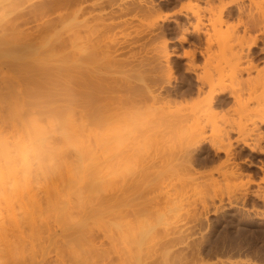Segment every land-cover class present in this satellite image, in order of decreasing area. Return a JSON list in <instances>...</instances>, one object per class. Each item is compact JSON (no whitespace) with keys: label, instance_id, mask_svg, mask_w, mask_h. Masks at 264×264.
Instances as JSON below:
<instances>
[{"label":"bare ground","instance_id":"bare-ground-1","mask_svg":"<svg viewBox=\"0 0 264 264\" xmlns=\"http://www.w3.org/2000/svg\"><path fill=\"white\" fill-rule=\"evenodd\" d=\"M29 1L31 2L32 0H0V264H198V262L203 261L207 257L212 258L215 255L214 254L215 251H213L214 248L208 250V247L203 245L204 242L194 238V232L192 233V230L190 229L196 224L195 222L198 223V222H201L202 220V218L200 217L202 215V212L200 213L199 211L200 209L198 210L196 208L197 206L195 207L194 205L191 206L190 202L192 201H190V199L195 201L196 198L200 197L199 199H201L202 197L203 198L206 197L204 198V200H201L203 201L202 203L204 204L205 200L209 199L208 197L211 198V196H209L211 195L210 192H207V191H206L207 193L205 192L202 193L201 191L198 192L199 189L201 190L203 187L205 188L206 186H210V185H211L210 187H214L217 189V187L220 184L222 185V183H224L223 185H225V187L228 189L224 188L223 186H220V187H223L221 188L223 192H224L223 189L229 191V188L232 187V189L234 188L237 191L235 194L238 193L239 195L240 191H242L241 194H243L244 197H247V196L250 197V195H253V197L262 199L263 201L262 200L261 201L264 202V189L262 187V184H264V179L262 178V176L260 178L263 179V183L261 184V186L258 187L259 189L257 191L250 192V190L252 189H249V186L247 187L248 183L242 182V180H245L246 178L248 179V177L251 176L252 174L251 172L250 175L248 176L247 175L248 173H245L243 169L244 168L243 165H248L250 167L254 165V160H256L254 159L255 156L259 157L260 154L264 155V146H262L263 144L260 145V143H262L264 140V137L260 138L261 135L263 136V133L258 134V133H261L260 131L263 128L260 129L259 131L257 128L258 126L262 125V123L264 124V121H263L264 115H263V118L262 117L259 118V120L263 119L262 120L263 122L261 120L260 121L258 120L261 123L256 121L258 114L255 119H252L256 121V123L254 124L255 129L254 128L253 129L258 131L257 132L258 135L256 134L255 135L259 136L258 138L256 137L257 140L255 139L254 141L253 140L249 141L247 137H245L246 139L245 138L242 139L241 137L240 139H236V140L233 138L234 140L233 139L232 140L234 142L231 141V137L229 135L231 133L228 134V131L230 132V130L232 129L235 130L236 128L237 129L240 128L239 126H237L238 117H234V115L233 117L236 118L237 120V121L235 120L237 123L236 127L235 125H234V128L230 127L232 129L228 127L229 130L227 131L225 129L226 131L225 133L224 129H221L223 127L225 128V126H223L225 124H222L221 128L220 126H217L219 121L220 123L222 121L223 123L224 121L225 123H227L226 119L228 118V116L226 114H230V113L232 114V111L235 113L240 112L241 114L237 113L235 115L238 116L239 114L240 116H242V111L240 109H243V111L244 110L246 111V108H247V107L245 108V106L247 105L244 106L243 104H241L243 103V101L245 102V100L241 102V99L244 98L242 93L244 90H246L245 92H247V89H248V92L249 90H252L250 92L252 94H256V97H257L256 102H258L257 104H259L257 107L258 109H260L259 106H261V109L263 112L262 114H264V75L263 73H261V72H264V70L262 69L263 71L260 72V68H259L258 72L262 75L257 74L258 76V77L256 76L257 78H253L252 77L253 75H250V73H253L251 70L257 72L256 70L258 67L255 66L254 64L257 61L258 62L260 61V60H257V58L255 57L256 53L258 52V51L255 52V49L259 47L258 41L260 40V37L259 36L257 37V35L255 34L256 37L254 36L252 38V36L254 35L253 33V35L250 38H248L249 40L252 41V43H249V41L247 42V44L249 43L248 45H245V44L242 45L240 44L241 42L239 43L240 45L243 46V48L244 47L247 48V46H249L247 49L248 52L245 55L246 56L245 58L248 59L251 67L253 68L251 70L249 68V70L247 69V71L245 72L246 76L248 73V76L252 77L250 78L247 76L249 79H246V80L243 79L242 75L244 74H238L236 76H234L235 73L232 74L235 77V78L233 77L232 79L234 80L236 79L235 80L236 87L235 86L226 87L221 84L222 82L224 84L223 77L221 76V74L225 72L224 70V72L222 73V68H225V67H221L220 72L219 70H216L217 69L216 66L221 64L219 63L220 62L219 60H218L219 62L217 61L219 63L218 65H216L215 64L216 62H215L214 63L215 66H212V65L211 66L214 68L215 72L217 71L218 73H221V74L216 75L217 76L216 78L218 81L221 82L220 83L221 85H218L219 82L217 80L215 81V82H218L217 84L214 81L212 82L211 80L209 82L205 81L207 74L206 75L203 74V76L205 77V78L203 77L204 78L203 80V78L200 77L202 76V72L199 71L200 76H197L198 73L196 74V72L194 71L196 75V82H197L196 89H197V94H198L196 96H199V98H202V99L198 101L199 102L198 105L200 107L196 109L192 108L193 110L190 109V111L189 109H187V106H189V104L186 106V108L184 106L186 105L187 102L189 103V99L183 105V103L180 101L181 100L180 96L182 97L183 93L186 94L187 92L191 94L196 83L194 85V82L192 80L193 78L190 80V79H187L188 77H186L184 79V87L185 86L187 87V90L186 89L184 90L186 91L175 88V86L174 88L172 87L171 80H170L172 74L167 73L169 72L168 70L172 69V65H171L172 60H170V57L172 56L169 55L170 52L168 53V51H166V49L168 50V47L166 49L163 48V50L164 49L165 50L164 51L161 50V52H163L164 54H165V51L167 52V54L165 55L163 54L164 59H165L163 66L165 67H161V65L157 63L155 64L160 66L161 69H163V71H165L164 69H166L167 72H165V75H167L168 77L170 74L171 75L169 78L166 76L168 78L166 79L165 75L163 74L165 78H162V79L165 80V82H167V87L164 88L165 89L164 91V89L160 86L161 89H163L164 91L162 94L160 92L158 93L159 91L158 88H155L157 89V93L155 94L156 91H154L152 94L148 95L149 93L148 91L147 93L145 92L146 90L144 91L140 89L142 86L140 88L138 87L135 88L136 89L135 90L132 88L133 87L132 83L131 84L129 83L131 81L129 82L127 81L130 85H132L131 88L127 87V88H130L128 89L129 91H132V93L134 91L133 93L134 95H136V93L137 94L140 93V95L142 96L140 97L142 101L146 97L149 100H151L152 102L151 104L154 103L153 105L150 104V106H152L150 108L154 107L155 109L154 108L153 110L149 109L148 110L149 112L147 111V113H144V112L142 113L139 111L140 114H145L142 117V115L136 116L135 114H133V112H131L132 111L131 108L133 105H135L136 102L128 101L129 103L127 104H130L128 106L126 104L127 98H125L123 101L122 95H121V99L117 97L118 100H116L117 98L114 97L116 95L118 96V94L116 95L112 94L114 96L105 95L107 93V89L110 92H113L112 89L114 88V85L127 86V84H123V83L118 84L117 82H120L119 79L121 77L116 78L117 80H115V78L112 77L114 74L112 76H109L111 75V73H108V74L104 73L106 71L114 72L117 70L114 76L119 77V75L116 76V73L122 74V70L121 69H120L121 71H119L118 69H109V70L105 69L104 70L102 68L103 66L106 65L110 67V65L105 64L107 63V61L105 62L104 60H102L103 61L102 63L101 58L105 59L102 56L105 55V57H107L105 60H108V62H111V65L115 61L114 62L115 66L116 65L118 66L119 63L117 62H119L118 60L120 58L119 54L120 53L121 55L122 54L128 55V54L122 53L119 51V49H121V46L118 45L119 43L117 41H116L117 43L115 42L116 40L115 34L114 35L112 34L113 38L109 36V34L113 32V30L110 31L109 29H111L112 27L108 28L107 27L108 25L106 26V24L103 23V22H106L105 17L104 19L103 17L102 18L100 17L101 15L99 16V18L104 19V21L100 23V25L104 24L103 27L102 25L101 26L98 25L99 24L98 21L100 22L101 19L98 18L94 20V18H91V16L85 18L86 15H89L88 13H90V11L87 12V9H86L85 10L87 12L86 13L84 10H80V9H83V8L85 9V3H87L89 0H48V1L43 0V3L40 2V4L38 5L33 4L34 6L32 7H34V9L30 8L32 11L31 13H27V12L24 13L22 10L27 9L28 7L27 4L29 5L30 3ZM35 1L32 3H35ZM39 1H37L36 3H38ZM153 1L136 0V2H134L131 0V3L132 2L135 3V5L134 3L132 4L134 8L132 5H129L131 8L130 7L128 8V6L126 5L127 7H125V10L127 9V10L134 11V12L135 10H137V12H140V13H142L141 11L144 10L146 15L148 14L147 12H152L151 15H153L154 13L157 12V10L156 12H153L155 9H158V8L161 9L163 6L162 4L163 3L164 5L166 4L163 1V3L159 2L162 6L159 4H157L158 5L157 6ZM176 1L177 0H175V2ZM25 2H27V4ZM114 2L116 3V1ZM171 2H173V0ZM177 2H180V0H178ZM206 2L210 3L209 0H206ZM23 3L24 5L26 4L27 6L24 9L22 8V6H24ZM156 3H157V0H156ZM173 3H170V4L172 5ZM192 3L194 2H191V4ZM217 3L212 2L211 6L217 5ZM168 4L166 5L168 6ZM196 4L195 6H197ZM230 4H229V8L230 6L234 5V4H231V5ZM176 5H178V3ZM176 5L174 3V6H171L173 7L172 10L178 7ZM199 5L201 7V3ZM244 5H241V7L238 6L237 10H241L239 12H241L242 15H243V10H244V14L247 13L245 12V10L246 11L252 10L250 11V14L247 13L248 20L246 19V22L249 21V23L251 24L250 25L247 22L251 26L250 28L251 29L257 28L255 29V31L257 30L258 32L260 31V29L264 31V1L261 0V3L260 1L256 3V0H251L248 7H245ZM155 6L158 8H156ZM197 7L196 9L198 13L200 7L198 8ZM65 8H70L69 10L74 8V11H72V15L70 14V11L66 10L67 12H69L68 15H70L71 17L68 16L66 13V16H68V18L66 19L63 18L62 20L58 21L60 16L58 17V15H56L57 16L56 17L57 19H56L54 17L55 15L53 16L51 14V13L54 14L57 11H60V13H63L64 12L63 9ZM77 8H79V10H77ZM215 8H217V6ZM226 8L223 10H227ZM61 10L63 12H61ZM207 10L208 9H206V12ZM253 10H259V12L256 11L258 12L256 13V12H253ZM189 11H192V8ZM47 13L52 15V17L54 18L50 17L52 18V20L48 18L46 20L45 18V22L41 24L38 22V19L35 20L36 18H39V20H41L42 18L44 19V16L45 17L49 16ZM28 14H30L29 16H31L32 14L30 19L32 20V22H35V24H33L32 27L30 26L31 22L30 23L26 22L28 21L29 18H27V20L26 18H24V16H28ZM219 14H221V17H220L222 21L221 23H223V19H222V17H224L222 16L223 11ZM253 14H256V15L258 14L259 18H257V16H254ZM146 15L144 17H146ZM249 15L252 16V18H250ZM162 16L167 17V14H164ZM211 17L212 16L210 17L208 16L209 19ZM215 17L216 19L219 20V18H217L218 16H215ZM195 18H197L198 20L197 16H195ZM235 19H237V15ZM69 20L71 22H69ZM89 20L90 21L92 20L94 22L92 21L89 22ZM212 20L213 19H211L210 21L208 20L207 21L208 23H210L212 22ZM36 21L38 22V24L36 23ZM95 21H97V23ZM217 21H215L214 23L216 24ZM241 21H238L239 25L241 24L239 23ZM198 22H201V19ZM244 22L245 21H243L242 23ZM127 26L128 25H126V27ZM201 26L203 27V25ZM201 26L199 28L202 30ZM153 27H154V24H153ZM176 27L179 32L183 30L181 26L180 27L176 26ZM219 27L220 26H217V24L214 25V28H215L214 30L216 31L218 30V32H215L214 34L217 33V36L219 35L218 39L219 40L222 39L221 41L225 40L226 38L227 39L230 38L234 29L236 31V28H237V26H235L236 28L234 27L233 30L231 28L230 30L232 32L229 31L228 29L229 32L224 33L225 36L223 35L220 36L221 34L219 33V29H217ZM229 27L230 26H228V28ZM106 28H108L110 32L106 30ZM196 28L198 27H194L193 29L196 30ZM209 28H206L205 31H207V29ZM212 28L213 27H211V29ZM103 30H105L106 32L107 31L109 32V33L107 32L109 37H107V34L104 33ZM188 31H185V32H188ZM196 31H194L193 33H195ZM200 31L198 32L200 33ZM209 31L204 32L206 34L208 33L207 35L204 34L206 37H204L203 33L201 32L202 37L206 39H209V37L210 39L211 38L214 39L217 37L216 35L213 34V32L211 34L209 33ZM225 31L227 30L225 29ZM263 31L262 33L264 34ZM164 32L165 31L163 30L161 34H164L163 35L164 38H167V36L165 37ZM238 32H240L241 34V31L234 32L236 34L233 33V35H235V37H233L234 39L236 38L238 39L240 38V36L242 37V35H240ZM245 32L251 35L249 32V29L246 30ZM245 32L244 34L242 33L244 35L243 36L244 38L242 37V39L248 40L246 39L247 37L245 38V35L247 36ZM157 33L159 34V32ZM226 33L229 35L231 33V35L228 37L226 36ZM104 34H106L105 35L106 39H109L107 40L109 41L107 43L106 42L102 43V40L103 41L106 40V39H103ZM188 34L189 32L181 36V39H180L181 43H185L186 41H188V37H187ZM209 34H211L212 36L211 35L209 36ZM213 35H214V38H213ZM237 35L239 37H237ZM155 36H158V35L156 34ZM159 36H158V40L159 38H161V40L164 39L162 35L161 37ZM200 38L201 37L199 36V38H197L196 41ZM206 39L203 40L204 43L206 42ZM227 39L226 41L230 43V40L229 39L227 40ZM236 40H234L235 43H236ZM164 41L162 43L163 45L166 46L167 44H164L165 43ZM209 41L210 40H208L207 42ZM221 41H220V44H222ZM207 42L205 44L206 46L204 47L205 48L209 47V49L207 50V48L206 49H204L203 47L202 48L205 50L204 51L205 53L207 51H210V53L213 54L211 46H210L211 44L209 43L207 45ZM217 42L219 43V41L216 40L215 44H218ZM101 44L102 46H104L103 48L106 47V50L108 49L109 52L107 53L109 54H105L101 51L103 50ZM198 44L200 43L198 42ZM215 44L213 46L216 48ZM220 44H218V47ZM239 44L237 43L238 46ZM117 45L120 48L116 47ZM226 45H228L227 42H226ZM262 45H263V42H262ZM161 46H159V48H161ZM229 46H226V48L228 49ZM191 48L193 49V45ZM237 49L239 48L237 47ZM188 50L187 48L186 50L184 49L185 51L184 54L186 53V51L188 53L189 52ZM259 50H263V49L260 48ZM118 51H119V54L117 55ZM216 51H218V49L215 50V52ZM224 51L220 50L219 48L218 53L219 55H221L220 58H222V52ZM241 51H238V53H240ZM191 52H189V54H191L189 56L195 58L196 57L195 52L194 51L192 53ZM199 52H200L199 55L202 57H204L206 54L209 53L208 52L205 54L203 53V51L202 52L198 51V53ZM226 52L228 51H225V54ZM229 53L231 55V52ZM242 53L243 52H241V54ZM215 54H217V52ZM208 55H206L207 57L206 56L205 57L206 58L209 57V60H211L210 59L211 55L210 56ZM116 56H118L119 58H117ZM161 56L160 58H162ZM193 58H191V62L194 61ZM232 58H234L235 60L237 57L236 58L232 57ZM237 59H240V57ZM122 60L120 61L122 62ZM229 60H231L230 57H229ZM229 60L226 59V61H229ZM214 61H212V64ZM224 61L225 60H223V62ZM240 61L239 63L241 64L242 62ZM242 61L244 62L245 60L243 59ZM188 62L189 61H187V65L190 64V62L189 63ZM124 63H127V62H124ZM128 63H131V61H129ZM100 64H102V67L100 66ZM132 64L130 65L132 66ZM208 64L206 62L207 66H209ZM225 64L228 65L227 63ZM191 65L194 69L193 64ZM191 65H189V67ZM224 65L221 64L220 66H224ZM148 66L150 65L147 64L146 66L147 69L145 68L146 70L149 69ZM211 66L209 67L211 68ZM244 66L243 67L241 66L242 69H246ZM153 67L154 66H152V69ZM228 67H230V64ZM238 67H240V65ZM101 68L104 70L103 72L104 75L102 73L103 70ZM254 68L256 70H254ZM122 69H123V72H125V69L124 68ZM158 69L155 70L154 68L155 71H157ZM161 69H159V71ZM225 69H227V67ZM235 69L234 71H238ZM154 70L152 71V73L154 72V74H156ZM133 71L138 73L139 70L135 71V69H133ZM191 71H193L192 68H191ZM146 72H148L149 74V72L151 71L148 70ZM231 72H233V70ZM226 73L228 72H225L224 75ZM138 74H139L138 78H142L140 74L145 76V74L143 73H138ZM138 74H135V75L137 76ZM154 74L152 76L150 75L149 76L153 77ZM159 75L162 76V74H159ZM106 76L107 78L109 77L110 80L114 78L113 79L114 81L112 80L113 84H112V81L109 80V78L105 79ZM156 76H158V74H156ZM209 77L211 78V76ZM220 77H222L221 78L222 81L219 80ZM226 77L227 76H225V78ZM229 78L230 77H228V79ZM143 79L144 78H142V81L141 79H138V80L143 83L144 81ZM147 79L150 80L151 78L150 79L147 78ZM105 80L106 82L107 80L109 81L108 84L105 82ZM124 80L122 81L124 82ZM158 81H159V78H158ZM148 82L149 81H147V83ZM151 82L152 81L150 80L149 83ZM231 82L233 83V80H231ZM160 83L154 82V84H158V85ZM207 86H208V90H207L208 93L206 92L207 94L206 95L204 94L203 88ZM151 88L153 87H150V89ZM137 89L138 90L140 89V91L135 93ZM121 90L123 89L121 88ZM114 91H116V89ZM141 91L143 94L141 93ZM258 91L259 92L261 91V92L259 93ZM150 92H152V89L150 90ZM108 94H111V93L108 92ZM145 95H148L150 97H147ZM179 98L180 100H178ZM187 98L182 99V100L185 101ZM141 99H138V100L141 101ZM191 100L193 101V99H190V101ZM231 100L235 102L234 105L236 104L238 106L236 107L233 105L235 108L234 107L232 108L234 109L237 108V109L232 110V108H229L228 106L227 107L228 109L226 108L224 110L225 115L220 116V114L222 115V111H223L221 108L228 105ZM117 101H119L121 104H119V102ZM161 101L164 102V107L162 106L163 105V102H162L161 104L162 107L159 108L160 104L158 103L159 102L161 103ZM131 103H133V105ZM142 103H144V101ZM148 103H150V101ZM180 103L184 107L179 108V106H181L179 105ZM253 103L255 104V102ZM155 104H158L157 107ZM125 105H127L128 107H131L130 109L127 107L128 110H131L130 112L127 111ZM240 105L244 107L241 108ZM253 105L251 108H253ZM193 106L197 107V105L195 104L194 105L192 104L191 107ZM124 107H125L126 112L123 111L124 109L121 110ZM143 107H144V104H143ZM145 108H146L145 109V112H146L149 106ZM140 109L142 110V108ZM253 109L257 110L256 107ZM226 110H230V111L226 112ZM245 111L243 113H247L248 109L246 112ZM253 114L256 115V112ZM251 115L252 113L250 114V116ZM233 117L231 118V121H228V123L232 122V120L234 119ZM250 118H253V116H251ZM228 123L227 125L231 126V124L235 122L231 124H228ZM257 123H258V126L256 127ZM244 124L247 125V122H243V125ZM166 125L168 127H165ZM249 125L251 126V124ZM175 126L176 128L177 126L181 128L184 127L181 130L182 132L180 134L183 138L182 137H180L179 139L176 138V135L180 133V131L178 132L177 131L178 128L175 129ZM161 127H163L164 129ZM169 127L170 128L174 127L172 129H175L177 131V133L176 131L175 133H171L173 134L174 137L170 134L172 138L166 132V130H168ZM209 127H211V130L214 129L211 142H209V138L211 136L206 140V129ZM244 127L241 129L243 130ZM186 128H187V131L185 130ZM139 129H140V132L148 131V134H149V135L146 134L148 136V139L146 140L147 142L145 141V143L149 145V149L152 150V153H149L147 150L149 154L146 153V155H150L151 158L150 157H146V158L151 159L152 161L151 160L149 161L154 166L152 168L151 167L149 168L154 169V170L156 168L155 171L153 170L154 172L152 170L151 171L148 170L150 172V174L149 172L147 173L149 176H147L145 172L146 170H143V168H145L146 165L145 167H142V171H138L136 169L137 168L136 164L138 163L137 159L140 158L139 156L142 154L140 153V151L144 152L140 149L143 148L141 144L143 143L142 139H144L145 134L143 135L140 133V136L142 135V139H141L142 142H139L141 140L137 139L138 135L135 132L136 130H139ZM237 129L235 131L238 134ZM215 130L217 131L215 132ZM234 130L232 131L235 132ZM184 131L187 134L185 135L186 136L185 138H184V135H182ZM244 131H245V134H249L251 138H255V137H252V134H250V132L247 133L248 132L247 130H244ZM134 132L137 136L134 134ZM214 134H216L215 136L217 137V139L214 137ZM253 134H254V131H253ZM207 135H211V133L209 134L208 132ZM249 135L247 136L249 137ZM149 137L151 138L149 139ZM213 137L216 140H213L214 139ZM220 153H223L225 154V156H227L226 159L227 158L228 159L227 160L225 159L226 160L225 163L228 160H229L228 162L230 163V165L228 166H224L223 164L224 166L222 167L223 169L220 167L217 170V173L219 174L220 173L219 171H221L220 169H222L223 171L225 168V170L219 174L220 180H218L219 178L214 179V176L212 178L210 175L206 176L207 174L205 175V173L207 172L202 174L200 173L201 172L200 170H199L200 172L197 171V168L199 166L206 167L208 164H211L213 162L216 163L218 158H219L218 161L223 162L222 160H220L221 159ZM246 153L250 155L249 157L250 159L248 157H246L247 159H244ZM141 157H143V154ZM237 158L240 161L241 159H243V161H241L242 163H238L239 161L237 162L238 160ZM233 160H234V163L232 164L230 161L233 162ZM142 161L143 160H141V162ZM258 162L256 161V163ZM256 165L255 167H259L260 171H264V162L263 163L261 162V166H259L258 164ZM138 166H140V164ZM208 169L209 168H207L206 170L208 171ZM213 170L214 169L209 170V171H213ZM244 175L246 176L244 177ZM148 178L150 179L149 181L152 183V185H150L151 183H149L148 181L146 182L148 183L147 186H145V181L148 180ZM251 181H249L248 179L249 183ZM259 182H262V181H259ZM243 187L245 189H242ZM190 193L193 194L192 198H190L191 197ZM195 193L198 194L199 197L196 196ZM226 194L229 195V193H225V195ZM229 196L231 197V195ZM230 197H229V200H231ZM199 199H196V201L198 200V202L201 203ZM185 200H188L187 201L188 204L185 203L186 202ZM207 200L205 204H207ZM214 200L212 199V203ZM237 201H240V200L237 199ZM219 202L222 203L223 199L220 198ZM192 203L195 204L196 202H192ZM200 203L198 204V206L201 205ZM203 204L201 205L202 207L200 206L201 211L204 210L205 208V204L204 205ZM195 205H197V203ZM214 205L216 204H212V206ZM193 207L194 209H197L198 211L197 210L192 211L191 208ZM223 207L224 205L221 206V204H218L217 207L215 206L216 208L215 214L220 212L221 209H224ZM187 209L189 210L191 209L190 210L191 213L194 212L193 213V216H195L194 218L192 216H191L192 218L189 217L191 213L190 215H188V212L190 211L188 210L187 212ZM196 212L198 214H196ZM184 213L188 215L189 220L191 221L193 220L192 222L195 223L193 226H190V228L188 227L185 228V225L181 226L179 224V222L182 221L181 217L186 218V215H184ZM199 213H200V216H199ZM260 215H262V213H260ZM197 217H200L201 219H198ZM192 222H191V225H192ZM177 224H179V226ZM203 224L205 225V222ZM202 227L204 226L202 225ZM230 259H227V260L218 259L217 261H214L213 263H210V264H259V262L257 263V261H254V260L252 261L249 258L242 259V260L239 259V261H231Z\"/></svg>","mask_w":264,"mask_h":264},{"label":"rangeland","instance_id":"rangeland-1","mask_svg":"<svg viewBox=\"0 0 264 264\" xmlns=\"http://www.w3.org/2000/svg\"><path fill=\"white\" fill-rule=\"evenodd\" d=\"M35 0H32L30 3H29V5L27 4V2H25L26 4H27V6H26V4L24 5V3H23V5L24 6H22V8L24 9V8H26L27 7V9H25V10H22L24 13H31L32 11H31V9L30 8H33L34 9V7H32V6H34L33 4H40V2H42L43 3V0H37V1H39L38 3H36L37 1H35V3H32V2H34ZM48 1V0H47ZM96 1V2H95ZM111 1V2H110ZM114 1H116V3L114 2ZM132 1H134V2H136V0H132ZM148 1H153V0H148ZM163 1L166 3V4H168L169 2L170 3H175V5L178 3V5H176V6H178L177 8H174L173 10H172V8L173 7H171V6H174V3L171 5L170 3L168 4V6L165 4L164 5V3H163ZM168 0H157V3H156V0L155 1H153L156 5L157 4H159V5H161L159 2H161V3H163L162 5L164 6H162V8L160 9V8H158V7H156V8H158V9H155L153 12H156V10H157V12H158V14H157V12L156 13H154L155 14V16H154V14L153 15H151L152 14V12H147L148 14L146 15V13H145V11L144 10H140L142 13H140V12H137V10H135V12L134 11H130V10H125V7H127L128 6V8L130 7L129 5H132L134 2H132L131 3V0H89L87 3H85V9L83 8L84 7V5H83V9H80V10H86L87 9V12H89L90 11V13H88L89 15H86L85 16V18L86 17H90L91 16V18H94V20L95 19H98L99 18V16L102 18H106V22H103L104 21V19H101V18H99V19H101L100 20V22L98 21V25L99 26H101L100 25V23H105L106 24V26L108 27V28H111V29H109L110 31L111 30H113V32H111L110 34H109V36H113L114 34H115V36H116V40H115V42L117 41L119 44L118 45H120L121 46V49H119V51L120 52H122V53H127L128 55H125V54H122L121 55V53L119 54V51L117 52V55L119 54V57L120 58H122V59H124V60H122V59H120L118 56H116L117 58H119L118 60H119V62H117V63H119L118 64V66L116 65L115 66V61L112 63V65H111V62H108V60H105L107 57H105V55L104 56H102V57H104L105 59H102L101 58V61L102 60H104L105 62L107 61V63H105V64H107V65H110V67L109 66H103L102 67V64H100V66L105 70H109V69H118L119 71H121L122 70V74L120 75V74H117L116 73V76H118L119 75V77H115L114 75H115V72H117V70L116 71H114V72H104V70L102 71V73L104 72V73H106V74H108V73H111V75H109V76H112L113 74V76L112 77H114L115 78V80H117L116 78H120L119 80H120V82H117L118 84H127V86H121V85H114V88L116 89V91H114L115 89L113 88L112 89V91L113 92H110L108 89H107V93L105 94V95H111V96H114V95H116V94H118V96L116 95V96H114V97H119L120 99H121V95L123 96V101H124V99L125 98H127V102H126V104L127 103H129L130 101L131 102H136L135 103V105H133V103H131L132 105V108L131 107H128L130 104H127V105H125V107H126V109H127V111H131V112H133V114H135L136 116H139V115H142V117L145 115V114H140V112H144V113H147V111L149 110V109H152L153 110V108H150V107H152V106H150V104L152 103L151 102V100H149L148 98H144V103H142L143 101H142V99L140 98V97H142L141 95H140V93L139 94H137L136 92H139L140 91V89H142V90H146L145 92H147L148 93V95L149 94H152L154 91H156L155 92V94L157 93V89H155V88H158V93L160 92L161 94L165 91V87H167V82H165V80H163L162 78H165L167 75H165V72H167L166 71V69H164L165 71H163V69H161V67H165V66H163L164 64V61H165V59H164V55L165 54H167V52L166 51H168V53H169V55L170 56H172V57H170V60H172L171 62H172V69L171 70H168L169 72H167V73H171L170 75H171V85H172V87L174 88V86H175V88H178V89H180V90H183V91H186L187 90V87L185 86L184 87V79L186 78V77H188L187 79H192L193 80V82H194V85H195V83H196V85L194 86V89H193V91H192V93L190 94V93H183V95H182V97L180 96V98H181V100H180V98L178 99V100H180L182 103H183V105L188 101V99H189V103L187 102L186 103V105H184L185 106V108H186V106L189 104V106H187V109H189V111H190V109H196V108H198V107H200L198 104H199V102L198 101H200V99H202V98H199V96H196V95H198L197 94V89H196V87H197V82H196V75H195V72H196V74H197V76H200L199 75V71H201L202 72V76H200L201 78H203L204 76H203V74L204 75H206V78H208V79H206L205 77V81H207V82H209L210 80L213 82H215L216 80H217V76L216 75H218V74H221V73H218L217 71V73L214 71V68L212 67V66H215V64L216 65H218L219 63H221L222 65H224L225 63H227L228 65H224V66H220V65H218V66H216L217 67V69H216V67H215V69L216 70H219V72L221 71L220 70V68L221 67H227V69H225V68H222V73L224 72V70H225V72H228V73H226L225 75H224V73L223 74H221V76L223 77V81H224V84H223V82L221 83L220 81H218L219 82V84L218 85H224V86H226V87H229V86H235L236 84V79L234 80V79H232L234 76H236V75H238V74H244L245 76H246V71H247V69L249 70V68H250V70L253 68V67H251V65H250V62L248 61V59H246L245 57V55L247 54V52H248V47L249 46H247V48L246 47H244L243 48V44H245V45H248L249 43H252V41L251 40H249L248 38H250L252 35H253V33H254V35L252 36V38L255 36L256 37V35H257V37L259 36L260 37V40L258 41V48H256L255 49V52H257L256 53V55H255V57L257 58V60H260L259 62L257 61L256 63H257V65H256V63L254 64L255 66H257L256 68H257V70L254 68V70H256L257 72H255V71H253V70H251L253 73H250V75H253L252 77L253 78H257L258 76H257V74L258 75H262V74H260L258 71H259V68H260V72L261 71H263L264 70V48H263V46H264V40H262V39H264V34L262 33V29H260V31L258 32L257 30L255 31V29H257V28H255V29H251L250 27V23H249V21H247L246 22V19L248 20V14H250V11H252V10H245V12H247L246 14H244V10H243V15H242V13L241 12H239V11H241V10H237V7L238 6H240L241 7V5H244V3H245V7H248V5H249V3L251 2V0H250V2H249V0H212V2L213 3H217V5H213V6H211V0H209V2L210 3H208V2H206V0H180V2H175V0H173V2H171L172 0H170V1H168ZM217 1V2H216ZM243 1V2H242ZM260 1V3H261V0H256V3L257 2H259ZM262 1H264V0H262ZM100 2H102V3H100ZM129 2V3H128ZM191 2H196L195 4L198 6V7H200V3H201V7L199 8V12L197 13V9H196V7L197 6H195V4L194 3H192L191 4ZM203 2V3H202ZM205 2V3H204ZM91 3V4H90ZM94 3V4H93ZM98 3V4H97ZM104 3V4H103ZM191 5H190V4ZM224 3V4H223ZM227 3V4H226ZM234 4V5H232V6H230V8H229V4ZM247 3V4H246ZM30 4H32V5H30ZM88 4H90V5H88ZM100 4H102V5H100ZM189 4V5H188ZM194 4V5H193ZM230 4V5H231ZM97 5V6H96ZM127 5V6H126ZM134 5H135V3H134ZM171 5V6H170ZM182 5H184V6H182ZM227 5V6H226ZM30 6V7H29ZM113 6V7H112ZM133 6V5H132ZM158 6V5H157ZM194 6V7H193ZM208 6V7H207ZM217 6V8H215ZM227 8H226V7ZM36 7V6H35ZM166 7H168V8H166ZM171 7V8H170ZM197 7V8H198ZM211 7V8H210ZM224 7V8H223ZM131 8V7H130ZM133 8H134V6H133ZM132 8V9H133ZM191 8H192V11H189V10H191ZM227 9V10H223V9ZM70 8H65V9H63V11L61 10V12H63V13H60V11H57L56 13H51L55 18L57 17L56 15H58V17L60 16H63V17H61V19H60V17H59V19H58V21H60V20H62L63 18H68V16H70V15H68V13L69 12H67V11H70V14L72 15V11H74V8L73 9H71V10H69ZM163 9V10H162ZM205 9V10H204ZM206 9H208L207 10V12H206ZM67 10V11H66ZM76 10V9H75ZM77 10H79V8H77ZM92 10V11H91ZM162 10V11H161ZM212 10V11H211ZM218 10V11H217ZM122 11V12H121ZM160 11V12H159ZM196 11V12H195ZM201 11H202V13H201ZM203 11H204V13H203ZM209 11V12H208ZM223 11V14H222V16H224V17H222V19H223V23H221L222 21H221V14H219V13H221ZM230 11V12H229ZM235 11V12H234ZM256 11H258L259 12V10H253V12H256ZM22 12V13H23ZM86 12V11H85ZM86 12V13H87ZM94 12V13H93ZM110 12V13H109ZM114 14H113V13ZM129 12V13H128ZM192 12H194V13H192ZM216 12V13H215ZM234 12V13H233ZM239 12V13H238ZM258 12H256V13H258ZM66 13H67V15L68 16H66ZM81 13V12H80ZM92 13V14H91ZM96 13V14H95ZM116 13V14H115ZM145 13V14H144ZM149 13H150V15H149ZM169 13V14H168ZM184 13V14H183ZM192 13V14H191ZM213 13V14H212ZM215 13V14H214ZM228 13V14H227ZM231 15H230V14ZM241 13V14H240ZM49 16H44V19L42 18L41 20H39V18H36L35 20H37L38 19V22L41 24V23H44L45 22V18H46V20H47V18L48 19H51L52 20V18H54V17H52V15H50L49 13H47ZM61 14H63V15H61ZM110 14H111V16H110ZM144 14V15H143ZM164 14H167V17H165V16H162V15H164ZM187 14V15H186ZM197 14V15H196ZM203 14V15H202ZM237 15V19H235L236 18V15ZM26 15V14H25ZM30 14H28V16H29ZM120 17H119V16ZM143 15V16H142ZM146 15V17L148 16H150L149 18H151V19H149L148 17V19L146 18V17H144ZM190 15V16H189ZM200 15V16H199ZM227 15H228V17H227ZM230 15V16H229ZM242 15V16H241ZM245 15V16H244ZM254 16H257V18H259L258 16V14L256 15V14H253ZM24 16V18H26V20H27V18H29L28 19V21H26V22H28V23H30V26L32 27V25L33 24H35V22H32V20L30 19L31 18V16H32V14H31V16ZM106 16H108V17H106ZM114 16H116V17H114ZM132 16V17H131ZM161 16V17H160ZM189 16V17H188ZM195 16H197L198 17V20H197V18H195ZM208 16L210 17V16H212L210 19L208 18ZM215 16H218L217 18H219V20L218 19H216V17ZM247 16V17H246ZM250 16V15H249ZM41 17H43V16H41ZM40 17V18H41ZM50 17H52V18H50ZM71 17V16H70ZM70 17H69V19H70ZM114 17V18H113ZM123 17V18H122ZM140 17V18H139ZM144 17V18H143ZM155 19H154V18ZM188 17V18H187ZM200 17V18H199ZM203 17V18H202ZM214 17H215V19H214ZM235 17V18H234ZM238 17H240V18H238ZM241 17H242V19H241ZM112 18V19H111ZM118 18H119V20H118ZM135 18V19H134ZM162 18H164V19H162ZM207 18V19H206ZM229 18V19H228ZM244 18V19H243ZM250 18H252V16H250ZM249 18V19H250ZM254 18V17H253ZM34 19V18H33ZM57 19V18H56ZM108 19V20H107ZM110 19V20H109ZM115 19H117V20H115ZM124 21H123V20ZM130 19H131V21H130ZM154 19V20H153ZM200 19H201V22H198V21H200ZM211 19H213L212 20V22H210V23H208V21H210ZM235 19V20H234ZM242 21H241V20ZM31 20V21H30ZM88 20V19H87ZM93 20V19H92ZM91 20V21H92ZM163 20H165V21H163ZM183 20V21H182ZM197 20V21H196ZM202 20H203V22H202ZM208 20V21H207ZM217 21L216 22V24H217V26H220L219 28H217V29H219V33L221 34L220 36H225V32H229V31H231L230 29L232 28V30L234 29V27L235 26H237V28H238V30H237V28H236V31H241V34H240V32H238L240 35H242V37L244 36L243 34H244V32L246 31V30H248L249 29V32H250V34L251 35H249L247 32H245L246 34H247V36L245 35V38L246 39H248V40H243L242 39V37L240 36V38H241V40H240V38H236V39H234L233 37H235V35H233V33L234 32H236L235 31V29H234V31L232 32V35H231V33H230V35H231V39L230 38H228L229 40H230V43L228 42V41H226V39L225 40H223V41H221V40H219L218 38V36H217V33L216 34H214L215 32H218V30L216 31V30H214L215 28H214V25H216L214 22L215 21ZM230 20V21H229ZM233 20V21H232ZM255 20V19H254ZM68 21V20H67ZM90 20H89V22H91ZM181 21V22H180ZM229 21V22H228ZM231 21H232V23H231ZM238 21H241V22H239V23H241L240 25L238 24ZM243 21H245L244 23H242ZM250 21H252V20H250ZM38 22L36 21V23L38 24ZM69 22H71L70 20H69ZM92 22H94V21H92ZM96 23H97V21H95ZM109 22V23H108ZM118 22V23H117ZM122 22H124V23H122ZM151 22V23H150ZM183 22V23H182ZM185 22V23H184ZM192 22V23H191ZM225 22V23H224ZM108 23V24H107ZM115 23V24H114ZM179 23V24H178ZM188 23V24H187ZM201 23V24H200ZM205 25H204V24ZM211 23H212V25H211ZM218 23H219V25H218ZM229 23V24H228ZM252 23V22H251ZM136 24V25H135ZM140 24V25H139ZM153 24H154V27H153ZM159 24V25H158ZM176 24V25H175ZM185 26H184V25ZM208 24V25H207ZM223 24V25H222ZM235 26H234V25ZM245 26H244V25ZM29 25V24H28ZM93 25V24H92ZM104 25V24H103ZM103 25H102V27H103ZM111 25V26H110ZM126 25H128L127 27H126ZM131 27H130V26ZM144 25V26H143ZM156 25V26H155ZM158 25V26H157ZM169 25H170V27H169ZM189 25V26H188ZM201 25H203V27L201 26ZM211 25V26H210ZM227 25V26H226ZM141 26V27H140ZM147 26V27H146ZM176 26H178V27H182V26H184V27H182V31L184 32H182V31H178L177 30V27ZM191 26V27H190ZM202 27V30L199 28V27ZM206 26H208V27H206ZM228 26H230L229 28H228ZM239 26V27H238ZM249 28H248V27ZM134 29H133V28ZM156 27V28H155ZM194 27H198V28H196V30L195 29H193ZM209 28V29H207V31H205L206 30V28ZM211 27H213L212 29H211ZM101 28V27H100ZM105 28V27H104ZM103 28V29H104ZM108 28H106V30H108ZM117 28V29H116ZM123 28V29H122ZM176 28V29H175ZM186 28V29H185ZM188 28V29H187ZM203 28H205V29H203ZM223 28V29H222ZM246 28H248V29H246ZM138 29V30H137ZM154 29V30H153ZM225 29L227 30V31H225ZM228 29H229V31H228ZM246 29V30H245ZM258 29V30H259ZM100 30V29H99ZM102 30V29H101ZM108 30V31H109ZM134 32H133V31ZM147 30V31H146ZM163 30L165 31L164 33H165V37L167 36V38H164V34H161L162 32H163ZM189 30V31H188ZM201 30V31H200ZM210 30V31H209ZM221 30V31H220ZM223 30H224V32H223ZM104 31V33H106L107 34V32L105 31V30H103ZM109 31V32H110ZM118 31V32H117ZM126 31V32H125ZM136 31V32H135ZM143 31H144V33H143ZM161 31V32H160ZM169 31V32H168ZM185 31H188L189 32V34L187 35V37H188V41H186L185 43H181V36L183 35V34H186V33H188V32H185ZM192 33H191V32ZM194 31H196L195 33H193ZM198 31H200V33L198 32ZM209 31V33H211L212 34V32H213V34L214 35H216L217 37L216 38H214V35H213V38L215 39H212V41H211V39H210V37H209V39H206V38H204V37H206L205 35H207L206 33H204V32H208ZM243 31V32H242ZM100 32V31H99ZM108 32V33H109ZM124 32H125V34H124ZM156 32V33H155ZM157 32H159V34L157 33ZM170 33V34H168V33ZM172 32H174V33H172ZM177 32H179V33H177ZM203 33V35H204V37H202V33ZM257 32V33H256ZM264 32V31H263ZM127 33V34H126ZM129 33V34H128ZM141 33V34H140ZM198 35H197V34ZM243 33V34H242ZM106 34H104V37H103V39H106V37H105V35ZM113 34V35H112ZM121 34V35H120ZM131 34V35H130ZM154 34V35H153ZM160 35L159 37H161V35L163 36V38L165 39V41H164V39H162L161 40V38H159V40H158V36H155V35ZM193 36H192V35ZM211 34H209V36L211 35ZM234 34H236V33H234ZM256 34V35H255ZM259 34V35H258ZM128 35V36H127ZM133 35V36H132ZM147 35V36H146ZM180 35V36H179ZM229 34H227L226 33V36H230ZM249 35V36H248ZM263 35V36H262ZM108 36V34H107V37H109ZM114 36V37H115ZM135 36V37H134ZM139 36V37H138ZM144 36H145V38H144ZM199 36L201 37L200 39H198L197 41L200 43V44H198V42L196 41V39L197 38H199ZM212 36V35H211ZM129 37V38H128ZM132 37V38H131ZM137 37V38H136ZM142 37V38H141ZM153 37V38H152ZM169 37V38H168ZM177 37H179V38H177ZM208 37V36H207ZM237 37H239L238 35H237ZM113 38V37H112ZM127 38V39H126ZM157 40H155V39ZM206 39V42L208 41V40H210L209 42H207V45L210 43L211 45V49H212V53L213 54H211L210 53V51H207L208 49H209V47L207 48V52L206 53H208V54H206L204 51V49H206L204 46H206L205 44H206V42L204 43L203 42V40L204 39ZM244 38V37H243ZM115 39V38H114ZM126 39V40H125ZM129 39V40H128ZM142 40V42H141V40ZM144 39V40H143ZM151 39V40H150ZM167 39V40H166ZM227 39V40H228ZM233 39V40H232ZM102 40V39H101ZM107 40H109V39H106L105 41H103L102 40V43H107V42H109V41H107ZM121 40V41H120ZM124 40H125V42H124ZM149 40V41H148ZM154 40V41H153ZM160 40H161V42H160ZM170 40V41H169ZM214 40V41H213ZM216 40H218L219 41V43L218 44H220V41L222 42V44H220L219 45V47H218V44H215L216 43ZM231 40H232V42H231ZM234 40H236V43L234 42ZM240 40V41H239ZM159 41V42H158ZM165 42L164 44H167L166 46L165 45H163V43L162 42ZM171 41H173V42H171ZM238 41V42H237ZM245 42V43H243V42ZM249 41V43L247 44V42ZM261 41V42H260ZM116 42V43H117ZM122 42V43H121ZM133 44H132V43ZM137 42V43H136ZM140 42V43H139ZM144 42V43H143ZM192 42V43H191ZM197 43V45H196V43ZM226 42H227V44L228 45H226ZM241 42V43H240ZM262 42H263V45H262ZM151 43V44H150ZM156 45H155V44ZM159 43V44H158ZM179 43V44H178ZM234 43V44H233ZM237 43L239 44H242V45H240L239 44V46L237 45ZM113 44H115V43H113ZM123 44H124V46H123ZM144 44V45H143ZM149 44V45H148ZM161 46V48H159V46ZM173 44V45H172ZM193 45V49L191 48L192 47V45ZM195 44V45H194ZM215 44V46H216V48L213 46ZM225 44V45H224ZM236 44V45H235ZM116 46V47H119V46ZM200 47H199V46ZM221 45H222V47H221ZM230 45V46H229ZM244 45V46H245ZM262 45V46H261ZM101 46H102V44H101ZM109 46H111V45H109ZM133 46V47H132ZM143 46V47H142ZM188 46V47H187ZM226 46H229V48L227 49L226 48ZM104 46H102V48H103ZM168 47V50L166 49ZM172 47V48H171ZM184 47V48H183ZM195 47H197V48H195ZM204 49H203V48ZM225 47V48H224ZM231 47V48H230ZM237 47L239 48V49H237ZM101 48V49H102ZM107 48H109V47H107ZM111 48V47H110ZM120 48V47H119ZM141 48V49H140ZM163 48H165L166 49V51H165V54L163 53V52H161V50H163ZM186 48H187V50L189 51V52H195V54H196V57L195 58H193V57H190L189 55H191V54H189V52L187 53V51H186V53L184 54V49L186 50ZM195 48V49H194ZM199 48H201V49H199ZM214 48H215V50H217L218 49V51H216L217 52V54H215L216 52H215V50H214ZM219 48H220V50H222V51H224L225 49V51H228V52H226V54H227V56H226V54H225V51L224 52H222V58H220L221 57V55H219ZM232 48H233V50H235V51H233L232 50ZM235 48V49H234ZM263 49V50H259V49ZM100 49V50H101ZM118 49V48H117ZM164 49V50H165ZM199 49V50H198ZM210 49V50H211ZM231 49V50H230ZM237 49V50H236ZM242 51H241V50ZM104 50V51H103ZM103 50H101L103 53H105V54H109V53H107V52H109L108 51V49L106 50V47L105 48H103ZM132 50V51H131ZM146 50V51H145ZM151 50V51H150ZM163 50V51H164ZM197 50V51H196ZM230 50V51H229ZM112 51V50H111ZM136 51H138L139 52V54H138V52H136ZM148 51V52H147ZM198 51H203V53H205L206 55H208V56H210V59L212 60V61H214V60H216V61H214L213 62V64H212V61L211 60H209V57L208 58H206L205 56L204 57H202V56H200L199 54H200V52L198 53ZM235 52H237L238 53V51H241V52H243L242 54H243V56H242V54H241V52L240 53H235V55H234V53ZM261 51H262V53H261ZM132 52V53H131ZM191 52V53H192ZM197 52V53H196ZM229 52H231V55H230V53ZM102 53V54H103ZM141 53V54H140ZM144 53H145V55H144ZM178 53V54H177ZM220 53H221V51H220ZM101 54V55H102ZM152 54H153V56H152ZM164 54V55H163ZM174 54V55H173ZM217 55V56H215V55ZM225 54V55H224ZM233 54V55H232ZM240 57V59H237V58H239L237 55ZM239 54H241V55H239ZM135 55V56H134ZM147 55V56H146ZM162 55V56H161ZM178 55V56H177ZM198 55V56H197ZM110 56V55H109ZM137 56V57H136ZM145 56V57H144ZM160 56L162 57V58H160ZM175 56V57H174ZM176 56H177V58H176ZM180 56V57H179ZM186 56H187V58H186ZM189 56V57H188ZM225 56V57H224ZM131 57V58H130ZM227 57V58H226ZM229 57L231 58V60H229ZM232 57H237L235 60H234V58H232ZM245 60L244 62L242 61L243 59ZM260 57V58H259ZM129 58V59H128ZM153 58V59H152ZM160 58V59H159ZM181 58V59H180ZM190 58V59H189ZM191 58H193L194 59V61H192L191 62ZM198 58V59H197ZM202 58V59H201ZM227 60H229V61H226V59ZM136 59V60H135ZM155 59V60H154ZM162 59H164V60H162ZM189 59V60H188ZM120 60H122V62L120 61ZM126 60V61H125ZM135 62H134V61ZM174 60V61H173ZM220 62H219V61ZM223 60H225L224 62H223ZM241 60V61H240ZM262 60V61H261ZM129 61H131V63H128ZM140 61V62H139ZM144 63H143V62ZM155 61V62H154ZM158 61V62H157ZM160 61H161V63H160ZM163 61V62H162ZM187 61H189L190 62V64L189 65H191V64H193V66H194V69H193V67H192V65L189 67V65H187ZM207 62V64H208V62H209V66H211V68L209 67V66H207L206 65V62ZM219 63H218V62ZM236 61V62H235ZM239 61L240 62H242L241 64L239 63ZM124 62H127V63H124ZM154 64H152V63ZM174 62V63H173ZM188 62V63H189ZM195 62V63H194ZM216 62V63H215ZM233 62V63H232ZM249 62V63H248ZM101 63V62H100ZM102 63H103V61H102ZM116 63V64H117ZM120 63H122V64H120ZM124 63V64H123ZM133 63V64H132ZM141 63V64H140ZM155 63H157V64H160L161 65V67L160 66H158V65H156ZM177 63V64H176ZM211 63V64H210ZM215 63V64H214ZM237 65H235V64ZM238 63V64H237ZM130 64H132V66L130 65ZM147 64L148 65H152V66H154L153 67V69H152V66L150 67V66H148V70L149 71H151V72H149V74H148V72H146V71H148V70H146L147 69ZM174 64V65H173ZM229 64H230V67H228L229 66ZM130 65V66H129ZM138 66V68H137V66ZM141 66V68H143L144 69V71H143V69H141L140 68V66ZM232 65V66H231ZM240 65V67H238ZM245 65V66H244ZM248 65H250V66H248ZM112 66V67H111ZM156 66V67H155ZM186 66V67H185ZM190 68H188V67ZM244 66L246 69H242V67ZM260 66V67H259ZM263 68H262V67ZM114 67V68H113ZM116 67V68H115ZM134 67V68H133ZM136 67V68H135ZM238 67V68H237ZM122 68H124L125 69V72H123V69ZM131 68V69H130ZM146 68V69H145ZM154 68H155V70L156 69H161L160 71H159V69L157 70V71H155L154 70ZM188 68V69H187ZM191 68H192V70L193 71H191ZM219 68V69H218ZM235 68H237V69H235ZM121 69V70H120ZM133 69H135V71H138V73H143V74H145V76L144 75H141L140 74V76L142 77V78H144L143 80V83L141 82L142 81V78H138L139 77V74L137 73V72H134L133 71ZM136 69H138V70H136ZM152 69V70H151ZM188 71H187V70ZM213 69V70H212ZM234 69L235 70H238V71H234ZM242 69V70H241ZM263 69V70H262ZM155 71V73L156 74H158V76H156V74H154V72L152 73V71ZM197 70H198V72H197ZM227 70H229V71H227ZM233 70V72H231ZM243 72H241V71ZM110 71H112V70H110ZM118 71V72H119ZM128 73H127V72ZM131 71V72H130ZM143 71V72H142ZM173 73H172V72ZM190 71V72H189ZM195 71V72H194ZM130 72V73H129ZM163 72V73H162ZM200 72V73H201ZM230 72V73H229ZM104 73H103V75H104ZM166 73V74H167ZM235 73V74H234ZM261 73H263V75H264V72H261ZM105 74V75H106ZM124 74V75H123ZM127 74V75H126ZM135 74H138L137 76L135 75ZM154 74V76L153 77H150V76H152ZM159 74H162V76L161 75H159ZM165 75V77H164V75ZM191 76H190V75ZM228 74H230V75H228ZM232 74H234V76L232 75ZM131 75V76H130ZM148 75V76H147ZM150 75V76H149ZM169 75V74H168ZM170 75H169V77H170ZM214 75V76H213ZM224 75V76H223ZM244 75H242L243 76V79H249L248 77H250V76H248V73H247V76L245 77ZM255 75V76H254ZM155 76H156V78H155ZM172 76H173V78H172ZM209 76H211V78L209 77ZM225 76H227L226 78H225ZM257 76V77H256ZM111 77V78H112ZM122 77H124V78H122ZM128 77H130V78H128ZM160 77H161V79H160ZM168 77V76H167ZM166 77V79H168ZM222 77H220V79L219 80H221L222 81ZM228 77H230L229 79H228ZM252 77H250V78H252ZM105 78V77H104ZM109 78V77H108ZM107 78V76H106V78L105 79H108ZM113 78V79H114ZM147 78H151L150 80L153 82H151V83H149L150 82V80H148ZM154 78V79H153ZM158 78H159V81H158ZM183 78V79H182ZM199 78V77H198ZM204 78H203V80H204ZM213 78H214V80H213ZM219 78V77H218ZM225 78V79H224ZM235 78V77H234ZM112 79V80H113ZM126 81H125V80ZM128 79V80H127ZM130 79H132V80H130ZM136 79V80H135ZM138 79H141V81H139ZM147 79V80H146ZM156 79V80H155ZM195 79V80H194ZM109 80H110V78H109ZM112 80H110V81H112ZM118 80V81H119ZM122 80H124V82L122 81ZM146 80V81H145ZM155 80V81H154ZM180 80H181V82H180ZM231 80H233V83L231 82ZM114 81V80H113ZM113 81H112V84H113ZM129 81H131V82H129L130 84L132 83V85H133V89H135V88H140L141 86V88L138 90L137 89V91H135V93H136V95H134L133 93H134V91H133V93H132V91H129L128 89H130L131 88V86L132 85H130L128 82ZM135 81V82H134ZM136 81H138V82H136ZM147 81H149L148 83H147ZM160 81H161V83H160ZM165 83H164V82ZM235 81V82H234ZM105 82H106V80H105ZM108 80H107V84H108ZM127 82V83H126ZM154 82L155 83H160L159 85L158 84H154ZM163 82V83H162ZM218 82H215L216 84L218 83ZM135 83V84H134ZM215 83H213V84H215ZM221 83V84H220ZM227 83V84H226ZM232 84V85H230V84ZM142 84V85H141ZM146 84H148V85H146ZM154 84V85H153ZM162 84V85H161ZM165 84V85H164ZM175 84V85H174ZM180 84V85H179ZM182 84V85H181ZM155 85H157V86H155ZM107 86V85H106ZM109 86V85H108ZM116 86V87H115ZM121 86V87H120ZM143 86H145V87H143ZM159 86V87H158ZM164 89V91H163V89H161V87ZM209 86V85H208ZM208 86L207 87H205V88H203V90H204V94H206V92H207V90H208ZM127 87H130V88H127ZM150 87H153V88H151L152 89V92H150ZM236 87V86H235ZM121 88L123 89V90H121ZM125 88V89H124ZM127 88V89H126ZM182 88V89H181ZM133 89H131V90H133ZM184 89H186V90H184ZM205 89H206V91H205ZM247 89V88H246ZM126 90H128V91H126ZM136 90V89H135ZM195 90V91H194ZM182 91V92H183ZM246 90H244L243 91V99H241V102L243 101V100H245V102L243 101V103H241V104H243L244 106L245 105H247V106H245V108H246V111H247V109H248V111H247V113H243L244 111H243V109H240L241 111H242V116H240L239 114H241L240 112H237V113H239L238 114V116L237 115H235V114H237V113H235V112H233L232 111V114L230 113V114H226L227 116H228V118L226 119L227 120V123H228V121H231V118L233 117V115H234V117H238V124L236 123V118H234L233 120H232V122H229L228 124H231V123H233V122H235V123H233V124H231V126H229V125H227V123H225V121H224V123H223V121L220 123V121L218 122V125L217 126H220V128H221V125L222 124H225V125H223V126H225V128L223 127V128H221V129H224V131H225V129L228 131L229 130V128L230 127H232V128H234V125H235V127H236V124H237V126H239L240 128H236L237 129V131H238V134H237V132L234 130V129H232V128H230V129H232V130H234L235 132H233L232 130H230V132L228 131V134L229 133H231V134H229L230 135V137H231V141H233L234 139L236 140V139H240L241 137H242V139H244L245 137H247V139L249 140V141H254L255 139H256V137L258 138L259 136H256V135H258V134H262L263 133V136L261 135L260 136V138L262 137H264V124L262 123V125H260V126H258V123H257V125H256V127L258 128V131L260 130V129H262L260 132L261 133H258L257 134V130H254L255 129V123H256V121H258L259 120V118H263V115L264 114H262L263 112H262V109H261V106H259L260 107V109H258V105L259 104H257L258 102H256L257 101V97H256V94H252L250 91H252V90H249V92H248V89H247V92H245ZM108 92L109 93H111V94H108ZM117 92H119V93H117ZM259 92V91H258ZM261 92V91H260ZM259 92V93H260ZM141 93H142V91H141ZM208 93V92H207ZM246 93V94H245ZM112 94H114V95H112ZM143 94V93H142ZM145 94V93H144ZM148 95H145V96H147V97H150V96H148ZM184 95H185V97H184ZM189 97H188V96ZM191 95V96H190ZM207 95V94H206ZM254 95V96H253ZM144 96V95H143ZM205 96V95H204ZM113 97V98H114ZM188 97V98H187ZM190 97H192V98H190ZM194 97V98H193ZM203 97V96H202ZM185 98H187L185 101H183L182 99H185ZM119 99V100H120ZM138 99H141V101L140 100H138ZM190 99H193V101L191 100L190 101ZM116 100H118V98L116 99ZM150 101V103H148V102H146V101ZM122 101V100H121ZM129 101V102H128ZM141 102V103H139V102ZM179 101V102H180ZM117 102H119V101H117ZM162 102L163 101H161V103L159 102L158 104H160V106H159V108L160 107H164V102H163V105L161 106V104H162ZM178 102V103H179ZM247 102V103H246ZM253 102H255V104L253 103ZM123 103V102H122ZM156 103V102H155ZM165 103H166V101H165ZM234 103L235 102H233L232 100L229 102V104L228 105H226L225 107H223V108H221L223 111H222V115L220 114V116H223V115H225L224 113H225V109L229 106V108H232V107H234V106H236V107H238L236 104L234 105ZM245 103V104H244ZM249 103V104H248ZM251 103H252V105H253V108H257V110H255V109H253V108H251L252 107V105H251ZM119 104H121L120 102H119ZM139 104V105H138ZM143 104H144V107H143ZM154 104V103H153ZM153 104H151V105H153ZM158 104H155L156 105V107H157V105ZM192 104L194 105H197V107L195 106H193V107H191L192 106ZM138 105V106H137ZM146 105V106H145ZM154 105V106H155ZM165 105H167V104H165ZM179 105H181V103L179 104ZM191 105V106H190ZM234 105V106H233ZM249 105V106H248ZM122 106V105H121ZM141 106V107H140ZM147 106H149V108H147V110H146V112H145V107H147ZM184 106H179V108L181 107H184ZM241 106V108H243L242 107V105H240ZM125 107L124 108H122L121 110H123V111H125ZM130 109L131 108V110H128V108ZM191 107V108H190ZM249 107V108H248ZM140 108H142V110L140 109ZM235 108V107H234ZM234 108H232V110L234 109ZM244 108V109H245ZM155 109V108H154ZM192 109V110H193ZM228 109V108H227ZM237 109V108H236ZM236 109H234V110H236ZM249 109H251V110H249ZM183 110H184V108H183ZM231 110V109H230ZM230 110H226V112L228 111H230ZM239 110V111H240ZM252 110H253V112H252ZM260 110V111H259ZM140 111V112H139ZM245 111V112H246ZM126 112V111H125ZM149 112V111H148ZM151 112V111H150ZM221 112V111H220ZM256 112V115H254L253 113H255ZM249 113V114H248ZM252 113V115L251 116H253V118H250L251 116H250V114ZM246 114H248L249 115V117H248V115H246ZM257 114H258V117L256 118V116H257ZM226 116V117H227ZM232 116V117H231ZM244 117H245V119H247V117H248V119L247 120H245L244 119ZM256 118V121L255 120H252V119H255ZM230 119V120H229ZM242 121H241V120ZM251 119V120H250ZM236 120V121H235ZM261 121L263 120V119H260ZM259 120V121H260ZM258 121V122H259ZM264 121V120H263ZM262 121V122H263ZM243 122H247V125L246 124H244L245 125V127H247V128H245L244 127V125H243ZM251 122V123H250ZM219 123H220V125H219ZM259 123H261V122H259ZM217 124V123H216ZM240 124H242V125H240ZM249 124H251V126L249 125ZM227 125V126H226ZM233 125V126H232ZM217 126H216V128H217ZM241 126H243L244 127V129L242 130L241 128H243V127H241ZM252 127V128H250V127ZM254 126V127H253ZM262 126V127H261ZM164 127V126H163ZM163 127H161V128H163ZM165 127H168L167 125L165 126ZM183 127V126H182ZM212 127V126H211ZM211 127H209V128H207L206 129V140L209 138V142H211L212 141V134L214 133V129L213 130H211ZM227 127V128H226ZM229 127V128H228ZM249 127V128H248ZM260 127V128H259ZM172 128H174V127H172ZM172 128H170L169 127V129L168 130H166V132H167V134L169 135V136H173V134H171V133H175V129H177L178 128V132L180 131V133H178L177 135H176V138L177 139H179L180 137H182L180 134H181V130L184 128H181V127H179V126H177V128H176V126H175V129H172ZM215 128V129H216ZM254 128V129H253ZM164 129V128H163ZM162 129V130H163ZM240 129V130H239ZM253 129V130H252ZM186 131H187V128L185 129ZM211 130V131H210ZM244 130H247L246 132L247 133H249L250 132V134H252V137H255V138H251L250 137V135L249 134H245V131ZM165 131V130H164ZM163 131V132H164ZM177 131H176V133H177ZM217 130H215V132H216ZM243 131H244V133H243ZM253 131H254V134H253ZM136 133H137V135H138V137H137V139H139V140H141L142 139V135L140 136V133L141 134H147V135H149L148 134V131L146 132H140V129L139 130H136L135 131ZM135 132H134V134H135ZM170 132V133H169ZM208 132H209V134L211 133V135H207L208 134ZM233 132V133H232ZM152 133V132H151ZM150 133V134H151ZM184 133H185V131H184ZM182 134V135H184V138L186 137L185 135H187L186 133L185 134ZM225 133H226V131H225ZM243 133V134H242ZM164 134V133H163ZM171 134V135H170ZM233 134V135H232ZM256 134V135H255ZM136 135V134H135ZM136 135V136H137ZM144 135V139H142L143 140V143L141 144L142 146H143V148L142 149H140V150H142V151H144V152H141L140 151V153H142L143 154V157H141L142 156V154L139 156L140 158H138L137 160H138V163L140 164V166H138L139 164L137 163L136 165H137V170L138 171H142V167H145V165H146V167L145 168H143V170H146L145 172H146V174L149 172V171H153L154 169H151L152 167H154L153 166V164L149 161V160H151V159H148V158H146V157H150L151 158V156L150 155H146V153L147 154H149V153H152V150L151 149H149V145L147 144V143H145V141L148 139V136L146 137ZM166 135V134H165ZM216 134H214V137L217 139V137L215 136ZM236 135H238V136H236ZM247 135H249V137L247 136ZM255 135V136H254ZM151 136V135H150ZM172 136H171V138H172ZM218 136V135H217ZM168 137V136H167ZM166 137V138H167ZM174 137V136H173ZM213 137V138H214ZM151 137H149V139H150ZM183 138V137H182ZM213 139V140H216V139ZM234 138V139H233ZM251 138V139H250ZM233 139V140H232ZM246 139V138H245ZM142 140L141 141H139V142H142ZM172 140H174V139H172ZM257 140V139H256ZM260 140H262V139H260ZM259 140V141H260ZM147 142V141H146ZM234 142V141H233ZM262 142V141H261ZM263 144V145H262ZM260 145H262V146H264V140H263V142L262 143H260ZM148 146V147H147ZM151 148V147H150ZM238 149V148H237ZM147 150H148V152H147ZM241 150V149H240ZM247 151V150H246ZM145 153V154H144ZM212 153H213V151H212ZM222 154V155H221ZM146 155V156H145ZM261 155V154H260ZM259 155V157H257V156H255L254 157V159H256V160H254V165H252V166H248V165H243V169H244V171H245V173H248L247 175L249 176L250 175V173L252 172V174H251V176H247L248 177V179H249V181H251V179H252V184H251V182L249 183L248 182V179L246 178H243V179H245V180H242V182H247L246 184H247V187L249 186V189H252V190H250V192L252 191H257L259 188V186H261V184L263 183V179H264V171H260L259 170V167H255V165L256 164H258L259 166H261V162L263 163L264 162V155H261L260 156ZM144 156H145V158H144ZM226 157L227 156H225V154H223V153H220V160H222L223 162H221V161H218L219 160V158H218V160H217V162L215 163V162H213L214 164H215V166H214V164L213 163H211V164H208L206 167L204 166H199L198 168H197V171L198 172H200V173H202V174H204L205 172H207V173H205V175L206 176H208V175H210L211 176V178L214 176V179H217V178H219L218 180H220V173L221 172H223L224 170H225V168H224V170L222 171V167H224V166H228V165H230V163L228 162H226L225 163V161L228 159H226ZM246 157H250V155L249 154H245V157H244V159H247ZM263 159V160H261V159ZM139 159H141V160H143L142 162H141V160H139ZM226 159V160H225ZM238 159V158H237ZM250 159V158H249ZM236 160V159H235ZM152 161V160H151ZM239 161V162H238ZM241 161H243V159H241ZM239 159L237 160V162L238 163H242ZM256 161L258 162V163H256ZM148 164H147V163ZM232 164L234 163V160H233V162L232 161H230ZM150 163V164H149ZM221 165V166H219V165ZM223 164H224V166H223ZM227 164V165H226ZM144 165V166H143ZM212 166V167H211ZM246 166V167H245ZM257 166V165H256ZM141 168V170H140V168ZM149 167H151V168H149ZM218 167V168H217ZM222 168V169H220L221 171H219L220 173L218 174L217 173V170L219 169V168ZM252 167V168H251ZM148 168V169H147ZM200 168V169H199ZM207 168H209L208 169V171L206 170ZM210 168H212V169H214L213 171H209V170H212V169H210ZM246 168V169H245ZM256 168H257V170H259V171H257L256 170ZM149 170V171H148ZM155 170H156V168H155ZM154 170V171H155ZM200 170V171H199ZM206 170V171H205ZM153 171V172H154ZM203 171V172H202ZM247 171V172H246ZM153 172H152V174H153ZM256 172V173H255ZM259 172V173H258ZM217 173V174H216ZM149 174H150V172H149ZM255 174V175H254ZM257 175V176H256ZM147 176H149L148 174H147ZM246 175H244V177H245ZM262 176V178H260ZM150 177H151V175H150ZM149 177V178H150ZM253 177V178H252ZM256 177H257V179H256ZM148 178V180H146L145 181V186H147V184L148 183H146V182H148L150 179ZM251 178V179H250ZM255 180V181H254ZM257 181H258V183H257ZM259 181H262V182H259ZM254 182V183H253ZM256 182V183H255ZM149 183H151L150 181H149ZM220 184V183H219ZM224 183H222V185L220 184L218 187H217V189L216 188H214V187H210V186H206L205 188L203 187L201 190L199 189V191L198 192H202V193H207V192H210V194L211 195H209V196H211V198L210 197H208L209 199L207 200V204H205V202H206V200H205V202H204V204H205V208H204V210H202L201 211V205L203 204L202 202L203 201H201V200H204V198H206V197H202L201 199H199L200 197L198 196V194H196V196H198L199 198H196V199H199V201H201V203L200 202H198V200L196 201V199L195 198H193V199H195V201L194 200H191L190 199V201H192V202H196L197 203V205H195L194 203H192V202H190V204H191V206H193L194 205V207L195 206H197L196 208L200 211V213L202 212V215L200 216V213H199V216L202 218V220L205 222V225L203 224L204 222L201 220V222H203V223H201V222H195V223H193L191 220H189V218H188V215H190V213H191V209H192V211L193 210H197V209H194V207L193 208H191L190 210L189 209H187V212H188V210L190 211V212H188V215L187 214H185L184 213V215H186V218L189 220H187L186 218H183V217H181L182 219V221H180L179 222V224L182 226V225H185V228L186 227H188V228H190V226H193L194 224V226L193 227H191L190 229L192 230V233L194 232V238L195 239H198V240H201L202 242H204L203 243V245H205V246H207L208 247V250L209 249H213L214 248V250L213 251H215V255L211 258V257H207L206 259H204L203 261H200V262H198V264H210V263H213L214 261H217L218 259H220V260H227V259H230L231 261H239V259H251L252 261L254 260V261H257V263L259 262V264H264V206H262V205H264V202H262L263 200L262 199H258L257 197H253V195H250V197L249 196H247V197H244V195L243 194H241V192L242 191H240V193H239V195H238V193L237 194H235L237 191L235 190V192H234V190L232 189V187H230L229 188V191L228 190H225V189H223L224 190V192L221 190V188H226L225 187V185H223ZM245 184V185H246ZM150 185H152V183L150 184ZM214 185H216V184H214ZM220 186H223V187H220ZM262 187H263V189H264V184H262ZM256 188V189H255ZM220 189V190H219ZM226 189H228V188H226ZM242 189H245L244 187L242 188ZM196 191V190H195ZM207 191V192H206ZM216 191V192H215ZM194 192V191H193ZM197 192V193H198ZM214 192H215V194H214ZM222 192H223V194H222ZM225 193H229V195H231V197L228 195V194H226V195H228V196H226L225 195ZM192 193H190V198H192L193 197V194L191 195ZM201 194V193H200ZM207 195V194H206ZM205 195V196H206ZM195 196V195H194ZM201 196H203V195H201ZM217 196V197H216ZM187 197V196H186ZM229 197H230V199L232 200V199H234V200H229ZM220 198H222L223 199V202L222 203H220L219 202V199ZM228 198V199H227ZM240 198H242V199H240ZM246 198V199H245ZM212 199L215 201V203H214V201H213V203H212ZM237 199L238 200H240V201H237ZM249 199V200H248ZM258 199V200H257ZM218 200V201H217ZM236 200V201H235ZM262 200V201H261ZM186 202L185 203H187L188 204V200H185ZM209 201V202H208ZM227 201V202H226ZM254 201V202H253ZM253 202V203H252ZM261 202V203H260ZM184 203V204H185ZM201 204V205H199L198 206V204ZM211 203V204H210ZM240 203V204H239ZM256 203H257V205H256ZM186 204V205H187ZM203 204V205H204ZM212 204H216V205H214V206H212ZM218 204H221V206H223L224 205V209H221L220 210V212H218V213H216L215 214V206L217 207V205ZM229 204V205H228ZM259 204V205H258ZM257 207H256V206ZM188 206V205H187ZM190 206V207H191ZM201 206V207H200ZM211 206V207H210ZM246 206V207H245ZM251 206V207H250ZM200 207V208H199ZM226 207V208H225ZM241 207V208H240ZM255 207V208H254ZM249 208H250V210H249ZM206 209V210H205ZM211 209V210H210ZM226 209V210H225ZM231 209H233V210H231ZM254 209V210H253ZM186 210V209H185ZM197 210V211H198ZM209 210V211H208ZM213 210H214V212H213ZM260 210V211H259ZM206 211V212H205ZM212 211V212H211ZM240 211V212H239ZM245 211V212H244ZM185 212V211H184ZM186 212V213H187ZM205 212V213H204ZM252 212V213H251ZM194 213V212H193ZM193 213H191V215L189 216L190 218H194L195 216H193ZM207 213V214H206ZM209 213V214H208ZM249 213V214H248ZM259 213V214H258ZM260 213H262V215H260ZM196 214H198L197 212H196ZM195 214V215H196ZM204 214H206V215H204ZM249 215V217H248V215ZM251 214V215H250ZM183 215V214H182ZM254 215V216H253ZM257 215V216H256ZM260 215V216H259ZM192 216V217H191ZM197 216V215H196ZM204 216V217H203ZM206 216V217H205ZM252 216H253V218H252ZM200 217H197L198 219H201ZM207 217H209V218H207ZM250 217H251V219H250ZM206 220H205V219ZM220 218V219H219ZM184 219V220H183ZM188 221H186V220ZM254 219V220H253ZM191 222H192V225H191ZM179 224H177L178 226H179ZM233 224V225H232ZM197 225V226H196ZM202 225L204 226V227H202ZM238 225V226H237ZM260 226V227H259ZM209 227V228H208ZM240 227V228H239ZM183 228H184V226H183ZM205 228H206V230H205ZM256 228V229H255ZM261 228V229H260ZM196 229V230H195ZM200 229H202V230H200ZM217 229V230H216ZM200 230V231H199ZM256 230V231H255ZM197 231V232H196ZM199 231V232H198ZM247 232V233H246ZM196 233V234H195ZM200 233V234H199ZM198 234V235H197ZM206 234V235H205ZM258 234V235H257ZM207 236V237H206ZM214 236V237H213ZM227 236V237H226ZM250 236V237H249ZM261 238H260V237ZM204 237V238H203ZM235 237V238H234ZM206 238V239H205ZM233 239V240H232ZM217 240V241H216ZM200 241V242H201ZM247 241V242H246ZM238 242V243H237ZM241 242V243H240ZM240 243V244H239ZM212 246V247H211ZM242 246H243V248H242ZM228 247V248H227ZM263 248V249H262ZM227 251V252H226ZM236 254V255H235ZM239 254V255H238ZM228 256V257H227ZM227 257V258H226ZM246 257V258H245ZM256 257V258H255ZM217 258V259H216ZM258 259V260H257ZM211 260V261H210ZM261 262V263H260Z\"/></svg>","mask_w":264,"mask_h":264}]
</instances>
